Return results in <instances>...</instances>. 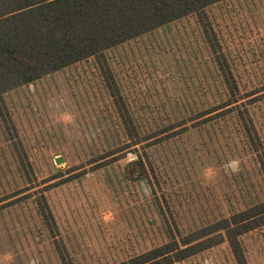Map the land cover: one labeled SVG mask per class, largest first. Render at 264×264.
I'll list each match as a JSON object with an SVG mask.
<instances>
[{
	"label": "rangeland",
	"instance_id": "1",
	"mask_svg": "<svg viewBox=\"0 0 264 264\" xmlns=\"http://www.w3.org/2000/svg\"><path fill=\"white\" fill-rule=\"evenodd\" d=\"M206 11L242 82L264 84V0H224ZM106 57L139 128H170L144 146L149 181L123 175L132 152L100 169L87 164L120 134L93 59L5 93L0 200L16 188L24 191L15 196L32 193L0 209V254L12 252V264H62L58 247L71 264H112L164 241L166 218L187 232L264 199L259 165L236 115L195 126L196 120L189 121L187 130L175 133L182 116L220 97L217 70L194 15L122 43ZM260 94L248 109L264 149V89ZM206 166L214 169L211 180L201 176ZM50 183L56 185L43 190ZM41 190L49 222L35 202ZM240 241L248 264H264V225ZM173 264L236 262L222 242Z\"/></svg>",
	"mask_w": 264,
	"mask_h": 264
},
{
	"label": "trees",
	"instance_id": "2",
	"mask_svg": "<svg viewBox=\"0 0 264 264\" xmlns=\"http://www.w3.org/2000/svg\"><path fill=\"white\" fill-rule=\"evenodd\" d=\"M221 1L224 0H0V104L7 92L93 59L110 98L120 134L116 143L105 145L87 164L92 170L100 169L132 152L135 158L126 162L123 175L129 179L149 181V168H152L144 146L156 144L158 138H151L170 128L153 133L139 128L133 111L120 92L106 52L194 15L210 60L217 70L220 97L187 119L182 116L173 126L180 127L175 133L187 130L184 125L189 121L196 120L198 123L192 124L195 126L228 114L236 115L250 144L252 160L258 163L259 174L264 182V149L260 146V138L248 109V105L259 100L264 84H244L236 65L227 59L221 48L206 11ZM0 114H3L1 105ZM20 163V169L24 171L26 165L21 160ZM55 185L47 184L43 190ZM23 191L22 188H16L8 193L0 200V209L31 198V192L15 196ZM35 202L38 212L49 222L52 214L47 210L44 191L41 190ZM263 225L264 199L259 198L244 208L235 209L187 232L180 231L177 225H171L166 218L164 227L167 238L164 241L112 264H173L222 242L228 243L236 264H248L240 236ZM58 251L61 263L71 264L61 248L58 247Z\"/></svg>",
	"mask_w": 264,
	"mask_h": 264
},
{
	"label": "clouds",
	"instance_id": "3",
	"mask_svg": "<svg viewBox=\"0 0 264 264\" xmlns=\"http://www.w3.org/2000/svg\"><path fill=\"white\" fill-rule=\"evenodd\" d=\"M62 119L68 120L70 119V117L67 114H62ZM230 168L232 171H236L238 169V163L232 162V164H230ZM201 176L206 180L213 179L214 169L211 166H206L204 169L201 170ZM13 261L14 254L12 252L8 251L0 254V264H12Z\"/></svg>",
	"mask_w": 264,
	"mask_h": 264
},
{
	"label": "water",
	"instance_id": "4",
	"mask_svg": "<svg viewBox=\"0 0 264 264\" xmlns=\"http://www.w3.org/2000/svg\"><path fill=\"white\" fill-rule=\"evenodd\" d=\"M56 160H57V162H58V161H60L61 159H60V157H57Z\"/></svg>",
	"mask_w": 264,
	"mask_h": 264
}]
</instances>
